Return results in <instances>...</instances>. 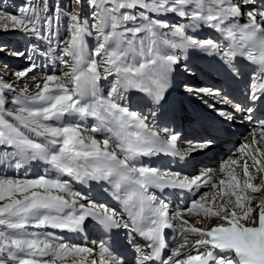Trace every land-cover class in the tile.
I'll return each instance as SVG.
<instances>
[{"label":"snow or ice","instance_id":"6c2138e0","mask_svg":"<svg viewBox=\"0 0 264 264\" xmlns=\"http://www.w3.org/2000/svg\"><path fill=\"white\" fill-rule=\"evenodd\" d=\"M8 33L19 39L0 35V264H264V0H21L14 11L0 0ZM197 57L242 85L240 98L197 82ZM179 74L216 117L192 139L174 127ZM237 120L253 128L216 169L146 162L188 165ZM167 189L188 196L173 205ZM89 227L90 242L70 238Z\"/></svg>","mask_w":264,"mask_h":264},{"label":"rangeland","instance_id":"374dc122","mask_svg":"<svg viewBox=\"0 0 264 264\" xmlns=\"http://www.w3.org/2000/svg\"><path fill=\"white\" fill-rule=\"evenodd\" d=\"M2 3L4 6H6L8 8L9 11H14L15 10V6L19 3H21V0H2ZM202 35H207L204 33H201ZM0 35H3V38L10 41L13 45H16V42L17 40L19 39V37L17 36V34L15 33H8V34H0ZM23 43V41H21V44ZM93 46V42L90 40L89 41V47L91 48ZM23 63V61H18V60H10L9 61V64H10V67L15 70L16 67H18L19 65H21ZM202 71H204L202 73V71H197L198 69L195 67H192L191 70H192V73L194 74L195 76V80L197 79V82L198 80L200 82H202L203 85L205 86H211V84L209 82L211 81H208L207 78L209 77L210 79H212V83H215V79L213 78V73L211 71V69H213V67H201L200 68ZM0 71H3V69H0ZM205 72H208L210 73V75H205ZM181 77H182V82H181V85L183 86V82H185L186 80H189L190 79V76L189 74H181ZM207 77V78H206ZM206 79V80H205ZM202 80V81H201ZM209 84V85H208ZM214 85V84H213ZM203 105V104H202ZM39 169H42L39 168ZM43 171V170H42ZM41 170H38V174H41L40 173ZM36 174V173H35ZM102 201V200H101Z\"/></svg>","mask_w":264,"mask_h":264},{"label":"bare ground","instance_id":"6f19581e","mask_svg":"<svg viewBox=\"0 0 264 264\" xmlns=\"http://www.w3.org/2000/svg\"><path fill=\"white\" fill-rule=\"evenodd\" d=\"M205 34H207V35H209L210 33H207V32H205ZM203 62H205V63H208V62H206V60L205 59H201L200 58V60H199V62H195V63H193V62H190V65H191V68L192 67H196V68H200V66H198V64H202ZM197 71H202L201 69H198ZM204 71H202V73H203ZM207 78V77H206ZM214 79H216V80H218L219 82H216L218 85V87H222L223 89H224V87L225 86H227V82H226V78H224V77H220V78H217V77H213ZM197 80V79H196ZM206 80V79H205ZM207 80L208 81H211V82H209L211 85H215V83H212L213 81H212V79H210L209 77L207 78ZM202 81V80H201ZM198 82H199V80H198ZM209 85V84H208ZM231 86H234V85H231ZM227 92V91H226ZM214 114V113H213ZM215 115V114H214ZM238 122H241V121H239V120H237V122L236 123H238ZM248 125V124H247ZM249 127H251V130H252V128H253V126L252 125H248ZM250 130V131H251ZM184 137H186V139H188L187 137H188V135L187 134H184V133H181ZM196 136H197V134H195ZM226 141L227 140H224V142L226 143ZM229 154H231V152L229 153ZM217 159L216 158H212V160L211 161H213L212 162V165H204L202 162V164H200L201 165V167H204V168H211V169H216V168H218V165L222 162H219V161H216ZM147 161H149L148 159H147ZM39 168H41V167H34V169H33V171H31L30 173H29V175H31V176H35V175H37L38 173V170H41V169H39ZM187 172H190V171H186V173ZM36 173V174H35ZM41 173V172H40ZM99 191V190H98ZM99 199L100 200H102V196H100L99 197ZM107 202H110V203H115L114 201H111V199H110V197H107V200H106ZM69 236H70V238L73 240V241H75V242H80V243H88L87 242V240L84 238V236H81V234L80 235H78V236H71V234H69ZM86 236H88V239L89 238H91V240H93V239H95V237H96V232H95V229H93V228H91L90 227V230H89V232L86 234ZM85 236V237H86ZM90 236V237H89ZM89 242H90V240H88Z\"/></svg>","mask_w":264,"mask_h":264}]
</instances>
